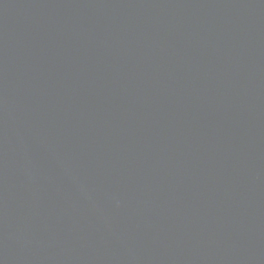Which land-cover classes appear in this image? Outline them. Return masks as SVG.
<instances>
[{"label": "water", "instance_id": "1", "mask_svg": "<svg viewBox=\"0 0 264 264\" xmlns=\"http://www.w3.org/2000/svg\"><path fill=\"white\" fill-rule=\"evenodd\" d=\"M0 264H264V0H0Z\"/></svg>", "mask_w": 264, "mask_h": 264}]
</instances>
